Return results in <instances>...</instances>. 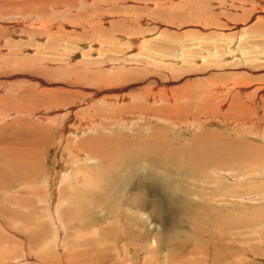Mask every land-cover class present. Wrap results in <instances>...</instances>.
<instances>
[{
  "label": "rangeland",
  "instance_id": "374dc122",
  "mask_svg": "<svg viewBox=\"0 0 264 264\" xmlns=\"http://www.w3.org/2000/svg\"><path fill=\"white\" fill-rule=\"evenodd\" d=\"M2 99L0 264H264V0H0Z\"/></svg>",
  "mask_w": 264,
  "mask_h": 264
},
{
  "label": "bare ground",
  "instance_id": "6f19581e",
  "mask_svg": "<svg viewBox=\"0 0 264 264\" xmlns=\"http://www.w3.org/2000/svg\"><path fill=\"white\" fill-rule=\"evenodd\" d=\"M108 21V20H107ZM181 33V32H180ZM20 44V43H19ZM136 44V43H135ZM20 47H22V46H20ZM21 49V48H20ZM241 49V48H240ZM213 55V54H212ZM244 55V54H243ZM35 56V55H34ZM42 59V58H41ZM242 60V59H241ZM24 65V64H23ZM40 68V67H39ZM4 99H2V100H0V102L1 101H3ZM93 115V114H92ZM94 115H95V113H94ZM94 118H96V116L94 117ZM139 119V118H138ZM91 120V119H90ZM92 120H94L93 119V117H92ZM133 120V119H132ZM96 121V120H95ZM117 121V120H116ZM99 122H100V119H99ZM102 122H104V121H102ZM132 122V121H131ZM99 123L97 122V125H98ZM101 124V123H100ZM107 124V123H106ZM113 123L112 122H109L108 123V125H112ZM115 124V123H114ZM122 124V123H121ZM175 124V123H174ZM89 125H91L90 123H88V126ZM101 125H103V124H101ZM117 125H119V126H121L120 124H118L117 123ZM185 125V124H184ZM106 126V125H105ZM113 126V125H112ZM111 126V127H112ZM118 126V127H119ZM90 127L91 128H93L92 127V125L91 126H89L88 127V129H90ZM95 127V126H94ZM111 127H110V129H111ZM115 127V126H114ZM74 128V127H73ZM96 128V127H95ZM100 128H101V126H100ZM108 128H109V126H108ZM105 129V128H104ZM68 131L69 130H71V127L70 126H68V129H67ZM60 131H61V129H60ZM71 131H73V129L71 130ZM75 131V130H74ZM46 132V131H45ZM50 132V131H49ZM44 133V132H43ZM94 135V134H93ZM40 139V138H39ZM36 141V140H35ZM96 141V142H95ZM40 142V141H39ZM92 142H95V143H98V144H100L101 142L104 144V146H106L108 149L109 148H114V145H116V142H114V140H109V139H103V141H100V140H97L96 139V137H94V138H91V139H85V140H82V141H80L79 143H81V145L80 146H82V144L85 146H88V148H89V144H91ZM36 143H38V142H36ZM41 143V142H40ZM119 143V142H118ZM118 143H117V145H118ZM93 144V143H92ZM97 144V145H98ZM129 144V143H128ZM39 145V144H38ZM70 145V144H69ZM95 145V144H94ZM101 146H102V144H100ZM127 145V144H126ZM28 146V145H27ZM30 146V145H29ZM40 146V145H39ZM127 147V146H126ZM7 148V147H6ZM70 148V147H69ZM84 149H86V151H87V148L86 147H83ZM95 148V147H94ZM12 149V148H11ZM24 149V148H23ZM106 149V151H104L103 149V151L104 152H101V149H99V150H97V156H101V160H102V158H105V157H110V155L112 154L113 155V153H112V150L111 149ZM14 150H16V149H14ZM111 150V151H110ZM120 150V149H119ZM23 151V150H22ZM40 151V153H41V150H39ZM38 151V152H39ZM80 151V150H79ZM78 151V152H79ZM91 151V150H90ZM77 152V153H78ZM94 152V151H93ZM113 152H114V149H113ZM142 152V151H141ZM19 153V152H18ZM70 153H72L71 152V150L69 151V155H70ZM76 153V154H77ZM94 153V154H95ZM101 153V154H100ZM105 155H104V154ZM118 153V152H117ZM88 154H90V153H88ZM93 154V155H94ZM175 154V153H174ZM13 156H14V154H12ZM78 155V154H77ZM80 155V154H79ZM82 155V157H84L83 156V153L81 154ZM85 156H86V154H84ZM117 155V154H116ZM147 155H149V154H147ZM23 156V155H22ZM40 156V155H39ZM65 156V155H64ZM10 157H12V156H10ZM27 157V156H26ZM91 157V156H90ZM5 158V157H4ZM20 158V157H19ZM84 158H86V157H84ZM91 159V158H90ZM88 159V158H86V160H84V162H86L85 164L86 165H88V163H90L91 161H93V159ZM110 159V158H109ZM136 158H134L132 155H131V153H130V156L128 157V160H129V162H126V164L125 163H122V165H119V167L117 168V169H111L110 171H105V175H107L108 177H110L111 179H114L113 180V182L115 181V182H117L118 181V179L120 178V173H122L123 172V169H125L126 167V170H124L125 172L123 173V176L124 175H126L128 172H130L129 170H131V164L133 163V161L135 160ZM172 159V158H171ZM74 160V159H73ZM72 160V161H73ZM78 160H82V159H78ZM77 160V161H78ZM100 160V159H99ZM101 160H100V162H101ZM27 161V160H26ZM25 161V162H26ZM37 161V163H38V165H39V159H37L36 160ZM71 160L70 161H61V167H62V170H61V168H60V171L61 172H59L60 173V176L61 177H63L64 175V172H66V169L68 168V166H69V163L71 162V163H73ZM83 161V160H82ZM96 161H98V160H96ZM95 161V162H96ZM123 161V160H122ZM171 162V161H170ZM71 163H70V166H71ZM83 163V162H82ZM92 163V162H91ZM90 163V164H91ZM98 163V162H97ZM119 163H121V162H119ZM173 164V163H172ZM20 165V164H19ZM35 165H37L36 163H34V166ZM74 165V164H73ZM81 166L80 168L82 169V167L85 169V170H87L86 172L87 173H89V172H91L93 175H94V177H93V175L91 174V176H89L88 177V181H89V183H90V185L91 186H89V190L91 191V192H94L93 194H92V196H96V197H98V195L100 194L98 191V187H99V183H98V180H96L95 179V176L96 175H98V173H99V168H100V166L99 165H97L96 167H94V165H93V169L91 168V167H89L90 165H88V166ZM118 165V164H117ZM153 165V164H152ZM107 167H109V166H107ZM111 167V166H110ZM79 168V169H80ZM91 168V169H90ZM40 169V168H39ZM71 169V168H70ZM79 169H74V171L73 172H75V176L78 174V170ZM102 168H100V170H101ZM106 169V168H105ZM151 169H152V167H151ZM58 170V169H57ZM68 170V169H67ZM117 171H119V172H117ZM56 172V171H55ZM131 173H132V170H131ZM151 173V172H150ZM70 174V173H69ZM73 174V173H72ZM104 174V173H103ZM152 175V174H151ZM154 175V174H153ZM73 176V175H72ZM71 176V177H72ZM157 175H154V177H156ZM65 177H67V175L66 176H64L63 177V179L65 178ZM70 177V176H69ZM70 177V178H71ZM102 177V176H101ZM158 177V176H157ZM156 177V178H157ZM54 178V177H53ZM73 178V177H72ZM75 178V179H74ZM73 179H74V183H76L77 185L79 184L78 182H79V180L76 178V177H74ZM66 179V178H65ZM64 179V180H65ZM63 180V181H64ZM69 180H71V179H69ZM97 182V186H96V184H95V181ZM50 181V180H49ZM49 181H47V184H49ZM63 181H59V182H63ZM67 181V180H66ZM65 181V182H66ZM68 182L69 181H67V184H68ZM50 183H51V187L50 188H55V186L54 187H52L53 186V184H54V181H53V184H52V181H50ZM61 184V183H60ZM63 184V183H62ZM83 184V183H82ZM88 185V184H87ZM111 185V184H110ZM113 185V184H112ZM111 187V186H110ZM83 188V187H82ZM88 188V187H87ZM118 188L120 189L121 188V183H119L118 184ZM84 190V189H83ZM102 190V189H101ZM141 191H143L142 190V188L140 189ZM52 191H54L53 189H52ZM58 191V190H57ZM86 191H88V190H86ZM111 191H113V193H115V191H114V189L113 188H111ZM54 192H56V191H54ZM54 192H53V194H54ZM79 192H81V191H79ZM78 192V193H79ZM89 194V193H88ZM91 194V193H90ZM43 195V194H42ZM68 195V194H67ZM82 195H84V194H82ZM128 195H131L130 196V199H129V202H130V206L129 207H127V208H125L124 210H125V214L124 215H127V216H129L128 218H129V223H128V227H127V224H126V226L125 227H127L128 229H130V228H134L131 224H132V222H134V220L136 221H142V223H138L137 222V224H135V228H138V227H140V228H145V227H152L154 224H153V216H154V209H153V207H149V205H148V202H149V200L148 199H143V195H140V196H137V197H135L134 195H133V193L132 194H130V193H128ZM68 198V197H67ZM59 199V198H58ZM69 199H71V198H69ZM65 200V199H64ZM153 204V203H152ZM155 204V203H154ZM180 206V205H179ZM183 206V205H182ZM178 207V206H177ZM78 208V207H77ZM180 208V207H179ZM178 208V209H179ZM184 208V207H183ZM57 209V208H56ZM75 209V208H74ZM156 209V208H155ZM122 211V210H121ZM52 215V214H51ZM54 215H56L55 213H54ZM70 215V214H69ZM52 217V216H51ZM55 217V216H54ZM123 217V216H122ZM57 218V217H56ZM55 218H53L52 220H54ZM122 219V218H121ZM120 219V220H121ZM57 220H59V219H57ZM127 221V220H126ZM122 222H123V220H122ZM125 222V221H124ZM119 223H121V222H119ZM54 224H55V226H56V228H59L60 230H61V226L63 225V224H61V222H60V224H61V226H60V224L58 223V221H57V223H56V221L54 222ZM124 226V225H123ZM156 226V225H155ZM154 226V227H155ZM124 228V227H123ZM122 228V229H123ZM150 229V228H149ZM153 229V228H152ZM57 231H58V229H56ZM158 230V229H157ZM56 231V232H57ZM130 231V230H129ZM62 232V231H61ZM131 232V231H130ZM135 232V231H134ZM133 232V233H134ZM128 233V232H127ZM126 232H125V234H127ZM63 234V233H62ZM131 234V233H130ZM128 235V234H127ZM130 236H132V235H130ZM136 237V236H135ZM154 237V236H153ZM155 239V238H154ZM142 241H144V242H146V238L144 237L143 239H142ZM153 241V240H152ZM155 241V240H154ZM146 244V243H145ZM144 244V245H145ZM148 247H149V244H148Z\"/></svg>",
  "mask_w": 264,
  "mask_h": 264
}]
</instances>
